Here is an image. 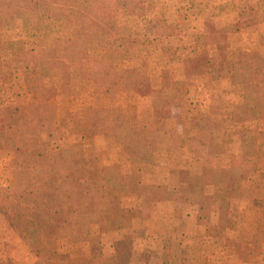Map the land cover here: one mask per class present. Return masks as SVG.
<instances>
[{
  "label": "rangeland",
  "instance_id": "obj_1",
  "mask_svg": "<svg viewBox=\"0 0 264 264\" xmlns=\"http://www.w3.org/2000/svg\"><path fill=\"white\" fill-rule=\"evenodd\" d=\"M91 12L97 24L79 22ZM241 52L264 55V0H0V121L19 107L29 117L26 132L52 131V151L77 146L91 169L118 166L132 177L122 196L127 224L108 232L95 224L89 242L63 253L101 244V264H123L112 245L127 240L131 247L119 245L126 264H264V121L243 119L236 106L244 87L213 75L223 57L236 61ZM125 71L149 92L122 87ZM189 129L190 139L182 138ZM188 141L192 151L213 158L215 169L184 162L178 145ZM141 147L147 155L141 164L157 163L174 189L142 182ZM9 149L0 142L1 194L20 177ZM167 149L172 158L163 165ZM220 154L230 155L228 166L214 160ZM231 175L242 178L239 185L228 186ZM194 191L191 201L174 199ZM164 199L195 206L198 217L176 222L169 249L141 251L140 236L162 229L148 217ZM37 261L0 210V263Z\"/></svg>",
  "mask_w": 264,
  "mask_h": 264
},
{
  "label": "trees",
  "instance_id": "obj_2",
  "mask_svg": "<svg viewBox=\"0 0 264 264\" xmlns=\"http://www.w3.org/2000/svg\"><path fill=\"white\" fill-rule=\"evenodd\" d=\"M95 12L88 16L82 14L79 22L97 24L94 22L96 20L89 19V16L97 18ZM213 63L210 61V65ZM219 63L214 76L230 78L244 87V102L236 106L238 114L246 120L264 121V55L241 52L236 61L223 57ZM125 73L122 87L140 95L149 92L146 85H132V81L127 80L130 72ZM28 118L26 112L15 107L0 121V142H7L9 151L17 156L20 174L13 186H9L4 194L0 193V210L36 254V264H101V244L91 243L87 250L76 248L71 253L61 250L89 242L91 227L95 224L104 232L124 227L123 222L130 220V211L123 207L122 196L123 190L128 192L126 187L130 185L132 177L124 175L118 166L91 169L87 158L79 157L77 146L69 150L55 146L59 151H52V131L46 136L36 129L34 133L26 132L24 128ZM104 119L114 120L118 127L123 124L115 119ZM34 120L35 117H32L29 122ZM11 131L21 137L14 136ZM147 137L140 138V141L153 154L156 147ZM141 148L140 164L144 162L141 156L145 154V149ZM241 181L238 175H231L228 186L234 183L239 185ZM136 184L141 185V182L138 180ZM195 193L197 191L193 194L181 193L187 194L188 198L177 193L173 195L176 200L191 201ZM122 244L131 247L132 242L120 240L114 242L112 247L118 262L126 264L128 259L119 256V245Z\"/></svg>",
  "mask_w": 264,
  "mask_h": 264
},
{
  "label": "crops",
  "instance_id": "obj_3",
  "mask_svg": "<svg viewBox=\"0 0 264 264\" xmlns=\"http://www.w3.org/2000/svg\"><path fill=\"white\" fill-rule=\"evenodd\" d=\"M193 29V27H192ZM194 30V29H193ZM159 60V59H158ZM157 60V61H158ZM158 74V77L161 75L162 73V67L159 68V71H156ZM178 80V79H176ZM217 83H224L223 80L222 81H218ZM160 79H159V83L154 85V88H159L160 87ZM235 89H239L235 86H233ZM141 101L143 99H140ZM140 101V102H141ZM187 113L190 114V111H187ZM186 121V119H185ZM170 126V124H168ZM188 135H184V137H188L190 139V136H192V131H190V129L188 130ZM191 134V135H190ZM188 139V140H189ZM189 141L187 142V144H183L182 145H178L180 146L178 148L179 152L183 154V158L185 159L184 162H189L191 164H202L203 167H205L204 169H208L210 170L215 169V166L211 160H213V158H207V153L204 152V154L202 153H195L194 151H192ZM232 148L234 147V149H232L233 151H235V148H237V144H233L231 145ZM168 148V146H167ZM231 148V147H230ZM206 151V150H204ZM230 151V152H233ZM203 152V151H202ZM172 152L170 153L169 156V151L168 149L166 150L165 153V157L162 158V164L165 165L168 163V161H170L172 158L171 157ZM227 156H225V154H220L218 156H214V160L218 159V158H222V159H226L227 160V166L229 164L230 161V155L226 154ZM197 158L199 159V162H194L195 160L197 161ZM210 159V161H209ZM192 161V162H191ZM205 161L208 162L210 164V166L206 167L205 165ZM158 166L157 163H152V164H141L140 169H141V180L144 184H150L156 187H160V188H169V189H174L176 186L174 185V181L171 178V174L170 173H161L160 171H158ZM157 168V169H156ZM216 171V170H215ZM198 217V211L197 208L195 206H188L186 204H182V203H178V202H174L170 199H164V200H159L157 201L155 204H153L152 207V212L151 215L148 217V219L150 220H156L159 221L161 224V231L157 230V232L154 233H146L145 235L140 236V249L141 251H145L147 248H152V249H160V250H165L166 248H170L169 246H166V243L168 244V240L170 237L171 239H174L175 234H176V230H177V224L176 222L179 221V223H184V225H186V222L189 223H194L195 219ZM175 218V219H174ZM146 220L143 219L140 220V224H138V226H140L142 224H145ZM188 224V223H187ZM183 230H182V234H183ZM140 233H145L144 231H141ZM161 233V234H160ZM164 235V236H163ZM140 251V250H139ZM143 264V263H141Z\"/></svg>",
  "mask_w": 264,
  "mask_h": 264
}]
</instances>
